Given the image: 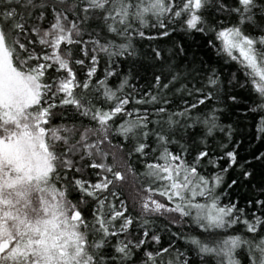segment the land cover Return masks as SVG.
I'll use <instances>...</instances> for the list:
<instances>
[{
  "label": "snow or ice",
  "instance_id": "snow-or-ice-1",
  "mask_svg": "<svg viewBox=\"0 0 264 264\" xmlns=\"http://www.w3.org/2000/svg\"><path fill=\"white\" fill-rule=\"evenodd\" d=\"M0 264H264V0H0Z\"/></svg>",
  "mask_w": 264,
  "mask_h": 264
}]
</instances>
